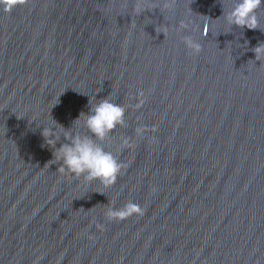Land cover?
Returning <instances> with one entry per match:
<instances>
[{"label":"water","instance_id":"obj_1","mask_svg":"<svg viewBox=\"0 0 264 264\" xmlns=\"http://www.w3.org/2000/svg\"><path fill=\"white\" fill-rule=\"evenodd\" d=\"M166 2L0 9V264H264V4L248 29L222 15L236 0ZM108 95L127 126L100 143L126 168L105 187L61 172L42 130L91 135L75 120ZM128 201L144 214L106 218Z\"/></svg>","mask_w":264,"mask_h":264},{"label":"clouds","instance_id":"obj_2","mask_svg":"<svg viewBox=\"0 0 264 264\" xmlns=\"http://www.w3.org/2000/svg\"><path fill=\"white\" fill-rule=\"evenodd\" d=\"M27 2L28 0H0V9L10 13L16 6L25 5ZM173 3L174 0H167L164 6L171 7ZM262 4H264V0H236L231 10L227 13L223 10L222 15L225 16L229 25L257 29L260 27L256 13ZM136 10L138 13L145 11L139 5H137ZM187 27L188 24L181 21L180 28L186 29ZM162 31L166 35V29ZM204 34L207 35V29H205ZM182 39L191 54L197 55L201 52L202 45L191 36H184ZM252 51L255 53L256 60H264V42L259 43ZM137 101L134 105L137 109L145 104L146 96L143 91H139ZM125 111L124 105L113 102L108 95L100 99L94 107H91L89 113L81 112L75 120L78 121L81 116H84V127L91 135H81L79 132L73 134L55 120L56 124L59 125V131L56 128L53 130V127H44L42 135L45 138V143L53 149V157L62 162L59 170L61 172L67 170L76 177L84 176L85 180L89 182L99 180L105 187L114 185L126 165L119 161L114 153L105 150L100 142L108 138L118 125L127 126ZM147 131H149L147 126L140 125L135 128L136 135L140 137H143ZM151 131H155V128ZM61 133L68 142L56 147L57 142L61 139ZM132 146L130 138H123L122 147ZM144 211L140 204L128 201L119 209L108 207L105 216L109 221H123L133 215L142 216ZM97 227L103 228L99 224Z\"/></svg>","mask_w":264,"mask_h":264}]
</instances>
